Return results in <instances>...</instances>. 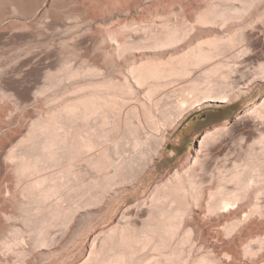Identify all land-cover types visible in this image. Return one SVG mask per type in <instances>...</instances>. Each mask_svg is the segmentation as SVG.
I'll return each mask as SVG.
<instances>
[{"label":"bare ground","instance_id":"obj_1","mask_svg":"<svg viewBox=\"0 0 264 264\" xmlns=\"http://www.w3.org/2000/svg\"><path fill=\"white\" fill-rule=\"evenodd\" d=\"M182 1L0 0V253L51 264L43 250L73 219L79 229L67 251L106 224L73 264H144L138 254L147 248L152 264L188 262L187 248H202L203 264L222 254L238 264L264 247V99L248 110L261 127L241 157L211 172L210 187L206 161L194 167L221 125L200 135L197 160L157 184L149 201L121 202L143 167L160 160L166 129L241 94L229 76L264 0H204L201 8L184 0L189 10ZM250 73L264 75V64ZM193 206L209 214L202 230Z\"/></svg>","mask_w":264,"mask_h":264},{"label":"rangeland","instance_id":"obj_2","mask_svg":"<svg viewBox=\"0 0 264 264\" xmlns=\"http://www.w3.org/2000/svg\"><path fill=\"white\" fill-rule=\"evenodd\" d=\"M181 3L183 4V7L186 8V10H189V5H185L186 2L184 0ZM206 4V1L198 0L196 6L201 8L204 7ZM188 14L190 15L191 13H189L188 11ZM245 32L248 37L251 38L250 43L248 45V49L238 58H236L234 63V71L230 74L232 76H229V81L232 77L231 81L233 80L239 83V85L234 88V90H238L236 92L240 91V96L237 97L236 94L232 95L233 100L225 102L224 104L211 105L210 103V105L198 106L189 112V114L179 124V126L174 132H171L170 130L166 129L164 133L167 136L168 143L166 147L163 146L164 149L161 153V158H159L160 160L152 158V161H150L143 167L142 171L138 176V179L128 184L126 193L124 192L121 194V202L126 199L128 200V203L131 204L128 205L131 208H135V205L138 200L139 202L142 201V203L144 201H149L152 195V191L157 184L161 182H166L171 179L173 171L175 169H180L185 165L189 163L192 164L193 162H195V160H197V155L196 153H194V151H199V137L206 130H209L213 126H224V131L222 135H220L215 140L214 145L211 146L210 150L205 154L206 157L205 155L201 154L198 160L199 163H195L194 167L197 172H199L200 163L206 161L202 164L205 165V168L207 166L206 169L207 171L209 170V172L203 174V176L201 175L202 179L204 180L205 189L210 187L211 184L214 182V180L209 181V179L212 177L211 172L213 171L212 173H216L217 167L222 164L224 160H226L225 163L227 165H231V162L233 160L241 157L242 148L244 149L245 147V141L253 139L252 135H255V129L261 127L260 122L258 120L251 118L250 114L248 113V110L252 107L253 104L257 106L261 103L262 99H264V75L256 76L251 75L250 73L254 65H258V63L264 64V16L261 19H256L254 23H252L249 27L246 28ZM243 75H246L245 77H249L251 75L246 84H242L243 78L241 76ZM178 84L181 85V81L180 83L179 81H176L171 84L172 86H167L166 90L174 89L175 87L177 88L179 86ZM243 86H247L250 88H241ZM136 97L142 100L145 99L144 94L141 91L137 93ZM171 99H174V97L172 96ZM202 156H204L205 158H202ZM156 162H158L157 169L155 170L156 172H152L153 174H151V168H153V164ZM206 174H209L208 177L206 176ZM141 180V185L143 186L145 184L143 188L141 187V185L140 187H138L139 185L136 186V184L139 183ZM136 187L138 188V191L142 189L145 194L142 190L140 192L143 194L139 193L141 197L138 195V191H135L137 192V194H135V192L133 193V191L137 189ZM142 195L144 196L142 197ZM105 201H103L102 203L103 206L106 205L104 203ZM124 205L125 203L121 206ZM101 207L102 206L100 205V207L97 206L92 209V212H94V214L96 215L95 218L97 217V215H99L98 212ZM192 213L198 214L199 228L200 230L204 229V221L209 216V214L198 206H193ZM106 219L107 218H103L104 221ZM105 226L106 224H102L95 226V228L93 227L92 229H89V231L87 230L84 237L85 239H82L83 241L79 240V244H76L71 250L68 249L67 251L68 241L71 239L72 236L75 235L76 229H79L77 219H73L63 231H54L55 233H53L51 236L52 239H54V243L50 245L46 250H43V253L46 254L47 257H50L52 255L50 258L51 262L53 260V264H73L80 254L87 255L86 252H88L87 250H89L90 244L88 240L91 234H93L92 232L99 229H105ZM222 237L224 238V240H228V238H230V235H227L226 237L222 235ZM73 249L76 251H74ZM191 249L192 251L189 248L186 249V253L191 252L189 253L191 255L186 254L188 262H181L179 264H203L201 263L202 256L207 255V253L202 248ZM141 251L138 255L144 261V264H147V262L148 264H152L154 262V259L157 257L155 252L150 248L142 249ZM10 256L12 255L0 253V264L21 263L16 261V259L14 258L12 259ZM59 258H61V260ZM57 260H59L60 262H58ZM231 260L232 258L229 255L222 254L220 257H218V260H216L214 264H229L231 263ZM237 263L264 264V247H260L259 249L247 253L246 255L245 253H242L238 256Z\"/></svg>","mask_w":264,"mask_h":264}]
</instances>
